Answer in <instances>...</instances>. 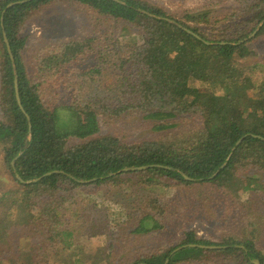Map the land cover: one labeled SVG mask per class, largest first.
<instances>
[{
  "label": "trees",
  "instance_id": "trees-1",
  "mask_svg": "<svg viewBox=\"0 0 264 264\" xmlns=\"http://www.w3.org/2000/svg\"><path fill=\"white\" fill-rule=\"evenodd\" d=\"M21 1L0 0V143L3 164L17 184L0 189V264H114L115 237L105 207L93 203L89 211L96 215L81 225L74 212L77 191L113 190L137 180L155 189L163 183L221 189L235 199L232 211L248 205L240 220L229 221L245 224V233L211 242L188 231L175 247L126 264H264V187L255 175H238L250 164L264 170V64L240 62L253 54L248 39L264 37V0H240L239 14L209 8L173 14L146 0ZM58 3L78 5L104 26L126 24L137 36L119 42L117 33L100 31L49 46L33 58L32 77L22 29ZM218 23L220 33L208 30ZM247 24L253 25L249 31L234 30ZM126 41L134 49L126 51ZM94 58L98 64L80 66ZM138 113L152 122L153 132L166 134L131 143L102 134L101 117ZM184 115L201 117L202 128L170 136L176 128L171 119ZM72 139L79 143L69 145ZM139 167L149 168L125 171ZM240 194L249 198L243 201ZM158 207L139 218L131 234L162 231L167 211L156 198L149 201L151 211ZM81 229L88 241L105 238L106 244L84 245Z\"/></svg>",
  "mask_w": 264,
  "mask_h": 264
},
{
  "label": "rangeland",
  "instance_id": "rangeland-1",
  "mask_svg": "<svg viewBox=\"0 0 264 264\" xmlns=\"http://www.w3.org/2000/svg\"><path fill=\"white\" fill-rule=\"evenodd\" d=\"M146 1L163 7L173 14H179L185 9L197 10L201 8H209L215 13H231L236 11V13L239 14V6H241L240 0ZM246 16L250 17L251 14ZM248 17L240 18V20ZM221 25L225 27L227 23ZM228 25L236 26L235 22ZM102 27L105 28L102 29ZM252 27V24H247L245 27L235 28L234 30L249 31ZM208 28V30L213 31L212 33L214 34L220 33L218 30H221L220 23L216 26H209ZM100 31L102 35L108 31H110V33H117L113 34V37L119 42L122 41L123 37L124 39L130 38L131 36L135 37L137 36L136 33H138L136 29L126 24L122 25L120 29H118V27L116 29V27H108L104 26V23L101 24L92 21L89 19L86 9L83 10V8L78 5L58 3L47 7L39 16L28 22L22 29V35L26 38L24 58L30 69V74H32V77L34 75L36 76V68L34 69L36 65L33 58L41 54L47 47L57 43L98 35ZM248 40L249 47L253 51V54L250 57L240 60V62L243 63V65H253L255 63L264 64V37L253 40L250 38ZM125 43L126 44L123 42L122 44L126 51L134 49V46L127 44V41ZM83 64V62L80 63L82 68L87 67V65L93 66L98 64V59L94 58L89 60L85 65ZM250 95L255 96V94L251 93ZM171 121L176 124V128L169 132L172 137L190 136L192 133L202 128V119L198 115L179 116L176 119H171ZM100 123L102 134L113 135L123 142L131 143L155 139L162 134H166V132L157 134L153 132L152 122L145 119L143 114L139 113L127 114L117 119L101 117ZM77 143H79L78 140L72 139L69 145H75ZM2 147L3 144L0 143V186L2 187L0 189L4 190V188H15L17 184H15L3 164ZM238 175L243 179L247 175H255L260 182L259 184L264 187L263 169L250 164L245 168H241ZM138 181L140 180H137V182H134L131 186H119L121 188H114L113 190H108L105 186H102L94 188L84 187L77 191L78 195L76 200L78 204L74 212L76 211V214L81 218V225H83V220L90 223V219H93L94 215H96L89 211V207L93 205V203L105 207L106 211L104 212V216L108 215L107 217H109L110 223L109 229L115 237L113 242L114 248L112 250L114 264H126L129 261L136 260L143 255L154 253L157 250L173 248L180 243L183 234L188 231H193L199 238L211 242H222L224 237H243L245 233V224L239 223L240 225L236 227L235 225L237 223L233 224L229 221L232 219L236 221L240 220L244 213L247 212L248 205L238 206L236 204L234 206L235 209L232 211L230 206L235 204V199L228 196V194L224 193L221 189H217L210 185L197 184L188 187L167 186L165 183L155 189ZM132 194L135 196L130 198L129 195ZM240 196L243 201L249 198L243 194H240ZM155 198L158 204L161 203L165 211H167L166 215L162 217L165 226L164 229L160 232L143 236L131 234V230L139 218H142L147 213L156 214L157 209H161L158 207L155 208V211H151L148 208L149 201ZM113 200L120 201L121 203L115 204ZM253 200L259 204L258 198ZM84 203L85 205L83 206ZM83 207L86 209L85 211ZM236 207H238L237 210ZM234 214L239 217L233 216ZM114 222L116 224H114ZM123 223L126 224L123 225ZM88 225L89 224L86 223L84 228ZM81 231L83 235L86 230L81 229ZM82 242L84 245L90 243V247H97L99 245H105L106 239L103 238L100 239V241L89 239L88 241L86 235H83ZM233 263H235L234 260ZM183 264L192 263L184 262ZM201 264L212 263L204 261L201 262Z\"/></svg>",
  "mask_w": 264,
  "mask_h": 264
},
{
  "label": "water",
  "instance_id": "water-1",
  "mask_svg": "<svg viewBox=\"0 0 264 264\" xmlns=\"http://www.w3.org/2000/svg\"><path fill=\"white\" fill-rule=\"evenodd\" d=\"M28 0H24V1H21V2H19V3H25V2H27ZM14 4H17V3H12V4H10V5H8V7H11V6H13ZM151 15V14H150ZM172 23H175L176 25H178L176 22H173V21H171ZM178 26H180V25H178ZM189 31V30H188ZM190 33H192L191 31H189ZM4 39H5V43H6V45H7V50H8V54H9V56H10V58H11V61H12V64H13V69H14V73H15V80H14V84H15V91H16V98H17V101H18V104H19V106L22 108V104H21V101H20V97H19V89H18V80H17V72H16V66H15V63H14V56H13V54H12V50H11V48H10V45H9V43H8V40H7V38H6V36L4 35ZM242 140L243 139H241L238 143H237V146L238 145H240V143L242 142ZM147 168H149V167H139V168H126L125 169V171H138V170H144V169H147ZM50 174H52V173H48L47 175H50ZM186 179H188L189 180V178H187V177H185ZM17 179H19V181L20 182H22V183H26V182H24L19 176H17ZM36 181H38V180H34V182H36ZM189 246H196V245H189ZM185 246H183V247H180V248H178V249H176V251L177 250H180V249H182V248H184ZM202 247H207V248H218V247H211V246H202ZM220 248V247H219ZM254 263L255 264H260V262L258 261V260H255L254 261Z\"/></svg>",
  "mask_w": 264,
  "mask_h": 264
}]
</instances>
